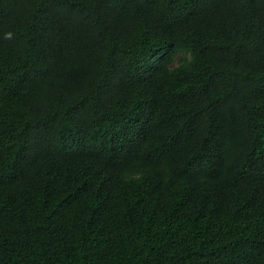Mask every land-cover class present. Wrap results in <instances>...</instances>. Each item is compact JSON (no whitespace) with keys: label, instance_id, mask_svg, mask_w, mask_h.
Returning a JSON list of instances; mask_svg holds the SVG:
<instances>
[{"label":"trees","instance_id":"trees-1","mask_svg":"<svg viewBox=\"0 0 264 264\" xmlns=\"http://www.w3.org/2000/svg\"><path fill=\"white\" fill-rule=\"evenodd\" d=\"M0 264H264V0H0Z\"/></svg>","mask_w":264,"mask_h":264},{"label":"clouds","instance_id":"clouds-1","mask_svg":"<svg viewBox=\"0 0 264 264\" xmlns=\"http://www.w3.org/2000/svg\"><path fill=\"white\" fill-rule=\"evenodd\" d=\"M181 58H183V60L188 64H190L194 59L193 53L190 50L182 49L177 51L173 56L171 63L167 66L169 72H173L176 69H179L180 67L184 66V64L181 62Z\"/></svg>","mask_w":264,"mask_h":264}]
</instances>
